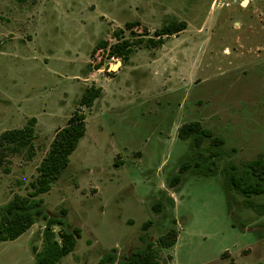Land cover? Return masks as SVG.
<instances>
[{"label":"rangeland","instance_id":"374dc122","mask_svg":"<svg viewBox=\"0 0 264 264\" xmlns=\"http://www.w3.org/2000/svg\"><path fill=\"white\" fill-rule=\"evenodd\" d=\"M173 19L186 28L161 35ZM124 40L127 60L110 54ZM91 87L101 96L84 105ZM79 109L85 135L35 194ZM32 118L33 146L0 165V222L16 196L40 214L0 242V264H36L44 215L65 221L60 243L80 230L57 264L119 261L171 228L173 264H264V0H0V135ZM194 122L201 131L183 137Z\"/></svg>","mask_w":264,"mask_h":264},{"label":"trees","instance_id":"16d2710c","mask_svg":"<svg viewBox=\"0 0 264 264\" xmlns=\"http://www.w3.org/2000/svg\"><path fill=\"white\" fill-rule=\"evenodd\" d=\"M186 28V23L173 19L166 28L160 32L161 35H171ZM159 34V33H158ZM163 38L150 39L154 44L163 43ZM131 53L130 43L122 41L111 45L110 54L129 59ZM101 96V88L91 87L86 90L82 104L91 106L94 101ZM36 119L32 118L27 125L19 129H10L0 135V165L5 161L7 156L12 153H19L24 148L33 146L35 135ZM181 135L183 137L201 131L200 124L197 122L191 123L184 127ZM86 116L82 110L74 112L69 119L68 124L60 129L51 145V149L39 167L40 176L35 183V194L43 193L49 189L51 182L56 180L59 174L69 164V156L76 149L80 139L85 135ZM264 168V166H262ZM180 174L176 176L179 180ZM260 177H264V169L261 170ZM232 185L244 194L259 192L254 186L243 187L239 178L235 174L231 175ZM262 188L264 186L262 185ZM33 203V202H32ZM32 203H27L26 199H21L16 196L14 200L9 202L6 208V214L9 218H4L0 222V242L18 238L22 235L34 222V217L40 214V210H30L33 207ZM37 203V204H36ZM35 205H38L36 202ZM46 227L44 232V247L36 253V264H57L63 257L73 252L76 248L80 230L62 232L60 243L55 236L54 226H64L65 221L61 218L49 217L44 215ZM152 224V220H148L142 228L147 231ZM178 240V231L171 228L165 234H162L156 242H147L144 249L132 252L129 256L117 261L112 253H105L97 264H173V256L163 257V250L173 247Z\"/></svg>","mask_w":264,"mask_h":264}]
</instances>
